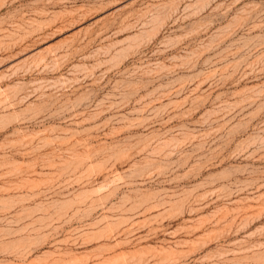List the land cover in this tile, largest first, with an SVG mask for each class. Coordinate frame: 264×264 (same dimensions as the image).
I'll return each instance as SVG.
<instances>
[{"label": "rangeland", "instance_id": "1", "mask_svg": "<svg viewBox=\"0 0 264 264\" xmlns=\"http://www.w3.org/2000/svg\"><path fill=\"white\" fill-rule=\"evenodd\" d=\"M0 264H264V0H0Z\"/></svg>", "mask_w": 264, "mask_h": 264}]
</instances>
